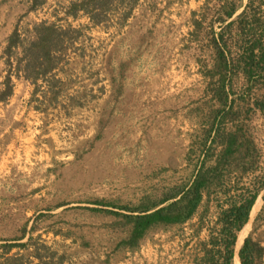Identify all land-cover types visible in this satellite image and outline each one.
Instances as JSON below:
<instances>
[{"label": "rangeland", "instance_id": "1", "mask_svg": "<svg viewBox=\"0 0 264 264\" xmlns=\"http://www.w3.org/2000/svg\"><path fill=\"white\" fill-rule=\"evenodd\" d=\"M71 1L47 0L30 12V0H0V94L9 74L4 52L17 25L24 33L53 22ZM205 3L142 0L120 32L85 30L57 78L34 85L13 76V96L0 103V246L28 245L13 249L10 256H25L15 264H203L205 244L219 235L220 212L228 208L224 187L204 193L190 220L156 228L135 247L131 226L102 211L151 208L196 178L209 99L202 62L211 61L205 42L192 39L191 19ZM250 116L246 140L257 146L258 164L226 180L227 187L259 189L262 203L233 264L248 238L264 264V114Z\"/></svg>", "mask_w": 264, "mask_h": 264}, {"label": "trees", "instance_id": "2", "mask_svg": "<svg viewBox=\"0 0 264 264\" xmlns=\"http://www.w3.org/2000/svg\"><path fill=\"white\" fill-rule=\"evenodd\" d=\"M141 2L74 0L68 6H61L60 12L64 16L60 17V12H56L53 22L43 21L24 33L17 25L4 52L9 74L4 83L5 90L0 94V103L13 96L14 75L34 85L42 78H57L64 73L63 63L70 62L66 59L69 46L80 43L85 30L104 28L108 32L114 28L120 32ZM46 4L47 0H30L29 11H37ZM82 18L88 20V26L77 28L70 22ZM191 22L193 41L205 42L211 61L202 62L209 99L205 103L206 109L201 111L204 120L200 123L204 127L199 136L200 148L198 144L196 148L203 154L198 156L196 178L191 186L171 189L168 196L151 208H122L127 209L129 215L102 212L131 226L129 245L135 247L156 228L172 227L190 220L204 193L210 195L215 188L224 187L229 196L228 208L220 212L219 235L212 236L205 244L202 261L203 264H233L235 246L248 229L250 216H256L262 203V200L257 201L259 189L239 188L238 184L227 187L226 178L232 173L245 176L254 172L258 164L257 146L253 140H246V133H249L246 123L252 120L251 114H264V0H206L200 11L192 13ZM77 57L83 60L85 51ZM241 79L245 82L242 86ZM38 91L39 88L35 94ZM233 191L242 193L230 196ZM4 241L8 243L0 246V264H15L18 257L10 256L13 249H25L28 245ZM257 254V245L248 238L238 255L239 264L240 259L242 264H258ZM23 256L18 261L23 260Z\"/></svg>", "mask_w": 264, "mask_h": 264}, {"label": "crops", "instance_id": "3", "mask_svg": "<svg viewBox=\"0 0 264 264\" xmlns=\"http://www.w3.org/2000/svg\"><path fill=\"white\" fill-rule=\"evenodd\" d=\"M240 249V248H239ZM239 249H237V254H236V256H237V258H238V251H239ZM239 259V258H238Z\"/></svg>", "mask_w": 264, "mask_h": 264}]
</instances>
